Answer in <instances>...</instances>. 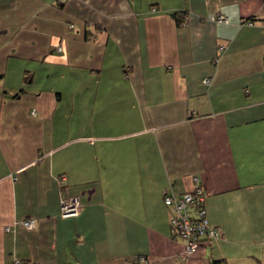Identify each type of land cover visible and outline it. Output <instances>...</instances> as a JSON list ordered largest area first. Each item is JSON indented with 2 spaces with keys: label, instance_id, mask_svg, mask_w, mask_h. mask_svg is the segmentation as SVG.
I'll return each mask as SVG.
<instances>
[{
  "label": "crops",
  "instance_id": "crops-1",
  "mask_svg": "<svg viewBox=\"0 0 264 264\" xmlns=\"http://www.w3.org/2000/svg\"><path fill=\"white\" fill-rule=\"evenodd\" d=\"M193 176L222 235L183 257ZM211 259L264 263V0H0V264Z\"/></svg>",
  "mask_w": 264,
  "mask_h": 264
},
{
  "label": "built area",
  "instance_id": "built-area-1",
  "mask_svg": "<svg viewBox=\"0 0 264 264\" xmlns=\"http://www.w3.org/2000/svg\"><path fill=\"white\" fill-rule=\"evenodd\" d=\"M219 21H226L225 16L219 15ZM223 46H219L222 49ZM61 46L57 45L56 50L61 51ZM205 83L209 80L205 79ZM58 179H64L62 176ZM193 188L191 191L182 193L179 196L165 194L163 203L169 209V225L172 235L179 238L184 243L183 257L194 252L198 246L207 241H214L221 237L222 232L219 228L211 226L205 215L203 206L204 190L197 176H193ZM190 206L194 207V211L190 210ZM80 209V203L76 196H67L60 194L59 198V216L70 217L76 216ZM36 224L35 218L27 217L21 220V225L26 228H34ZM7 229V228H6ZM14 264H20L14 261Z\"/></svg>",
  "mask_w": 264,
  "mask_h": 264
},
{
  "label": "trees",
  "instance_id": "trees-1",
  "mask_svg": "<svg viewBox=\"0 0 264 264\" xmlns=\"http://www.w3.org/2000/svg\"><path fill=\"white\" fill-rule=\"evenodd\" d=\"M174 17L176 18V16H174ZM176 20L178 21V19H176ZM203 206H204V201H203ZM205 215H206V211H205ZM19 263L22 264V262H20V261H19ZM208 264H228V263L224 259H211ZM255 264H264V263L258 261Z\"/></svg>",
  "mask_w": 264,
  "mask_h": 264
}]
</instances>
